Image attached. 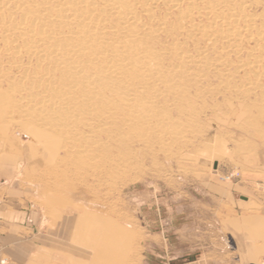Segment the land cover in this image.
I'll list each match as a JSON object with an SVG mask.
<instances>
[{
	"label": "rangeland",
	"instance_id": "374dc122",
	"mask_svg": "<svg viewBox=\"0 0 264 264\" xmlns=\"http://www.w3.org/2000/svg\"><path fill=\"white\" fill-rule=\"evenodd\" d=\"M82 1L0 0V188L71 264H202L264 200V0Z\"/></svg>",
	"mask_w": 264,
	"mask_h": 264
},
{
	"label": "crops",
	"instance_id": "0c3cea01",
	"mask_svg": "<svg viewBox=\"0 0 264 264\" xmlns=\"http://www.w3.org/2000/svg\"><path fill=\"white\" fill-rule=\"evenodd\" d=\"M1 188L4 194L0 196V264L2 261L5 264H71L66 256L62 260L55 255L51 233L39 230L40 217L25 210L20 202V190L8 181ZM229 191V198L225 189L223 194L213 193L222 203L219 209L222 218L218 219L214 237L220 245L214 240L213 248L203 255L200 263L264 264V200L247 199L239 204L233 199L237 190ZM43 250L49 254L44 255Z\"/></svg>",
	"mask_w": 264,
	"mask_h": 264
},
{
	"label": "bare ground",
	"instance_id": "6f19581e",
	"mask_svg": "<svg viewBox=\"0 0 264 264\" xmlns=\"http://www.w3.org/2000/svg\"><path fill=\"white\" fill-rule=\"evenodd\" d=\"M90 1L93 4L94 3H98L100 6H104V7L108 8L110 11H113L114 13H116L119 16V18H124L126 15H128V16L132 15L134 20H135V14H136L135 13V5L137 3H139L140 0H90ZM141 1H144L145 3H156L158 0H141ZM180 1H182V0H180ZM188 1L191 2L190 4L193 3L192 5H190L191 7H193L195 5L196 1H198V2L199 1L200 2H206L205 5H207V7H206L207 14L210 15L212 13L211 7L209 6V3H208V0H188ZM221 1H225V0H221ZM83 2H84V0L81 3H83ZM73 3H74V5L72 7L64 8L61 11H56V15H57V18H58L57 20H63L64 22H67V21L69 22L70 20H77V21H82L83 20V18H82V15H83L82 12L83 11L79 12L77 10V8H76L77 4H75V2H73ZM97 23H98V21H97ZM85 24H88V22L86 20H85ZM80 27L83 28L84 24L82 26H80ZM40 34H42V32H40ZM50 39H52V38H50ZM237 46L238 45H235V47H237ZM48 54H49V56L50 55L52 56L51 53L48 52ZM52 106H51V109L54 107V106L53 107ZM55 118H57L56 115L54 116V119ZM44 134H45V132L43 130H37L36 136L37 137H41ZM45 145H46L45 146L46 148H49V146H48L49 144L48 143H46Z\"/></svg>",
	"mask_w": 264,
	"mask_h": 264
},
{
	"label": "built area",
	"instance_id": "2783aa9c",
	"mask_svg": "<svg viewBox=\"0 0 264 264\" xmlns=\"http://www.w3.org/2000/svg\"><path fill=\"white\" fill-rule=\"evenodd\" d=\"M1 264H5V261H2Z\"/></svg>",
	"mask_w": 264,
	"mask_h": 264
}]
</instances>
